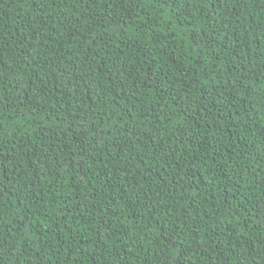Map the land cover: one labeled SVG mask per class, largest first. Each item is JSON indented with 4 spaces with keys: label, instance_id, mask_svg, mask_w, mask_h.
<instances>
[{
    "label": "trees",
    "instance_id": "1",
    "mask_svg": "<svg viewBox=\"0 0 264 264\" xmlns=\"http://www.w3.org/2000/svg\"><path fill=\"white\" fill-rule=\"evenodd\" d=\"M0 264H264V0H0Z\"/></svg>",
    "mask_w": 264,
    "mask_h": 264
}]
</instances>
